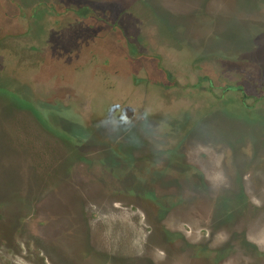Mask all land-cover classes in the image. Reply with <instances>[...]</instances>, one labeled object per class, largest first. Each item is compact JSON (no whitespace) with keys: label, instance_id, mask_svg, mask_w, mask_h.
I'll return each instance as SVG.
<instances>
[{"label":"rangeland","instance_id":"rangeland-1","mask_svg":"<svg viewBox=\"0 0 264 264\" xmlns=\"http://www.w3.org/2000/svg\"><path fill=\"white\" fill-rule=\"evenodd\" d=\"M263 95L264 0H0V264H264Z\"/></svg>","mask_w":264,"mask_h":264},{"label":"flooded vegetation","instance_id":"flooded-vegetation-1","mask_svg":"<svg viewBox=\"0 0 264 264\" xmlns=\"http://www.w3.org/2000/svg\"><path fill=\"white\" fill-rule=\"evenodd\" d=\"M201 79H203V77L201 78ZM201 81V80H200ZM208 81V83H209V86L211 87V88H213L214 87V84H213V82H212V80L211 79H208L207 80ZM217 88L218 89H220V91H221V95L219 96V98H223L224 97V95L225 94H227V93H230V92H234V93H239V94H241V100H242V103L244 104L245 103V101L249 98V96H248V94H246L245 92H244V89L243 88H241L240 87V85L239 84H237V85H235V84H226L225 86H217ZM262 99L264 100V95L262 96ZM246 108L248 109V110H252V107L251 106H246ZM211 159V161H210V164H209V168H207L208 170L207 171H211V172H214L213 170L215 169V168H217V166H218V163H217V165H216V167L214 166V162H213V164H212V158H210ZM240 159V158H239ZM241 160V159H240ZM122 175V174H121ZM124 176H121L120 178H123ZM126 178H128V176H126ZM126 180H128L129 182L131 181L130 179H126ZM120 181H121V183H123L122 182V180L120 179ZM138 182V181H137ZM142 182L145 184V182H146V180L144 179L143 180V178H142ZM139 183V182H138ZM124 184V183H123ZM129 184V183H128ZM217 184H221V183H217ZM251 184V186H249V182H246L245 181V179L243 178V177H240V176H238L237 177V180H236V182L234 183V182H232L231 184H227V185H225V186H223V185H218L216 188H214L216 191V193H218V194H222V195H224V194H226V197L224 196V197H219L217 200H216V203H215V205H217V207L219 208V209H224V208H226L228 205H230V204H232L233 205V209L235 210L236 208H238V203H236L235 202V199L237 198V199H239L238 198V195H243V196H245V201H244V203L246 202V203H250V201L251 200H253V197H252V195L251 194H255V191H253L252 193H251V190L252 189H254V188H256L255 186H256V184H254V183H250ZM125 185V184H124ZM228 185H231V187L230 186H228ZM129 188V194L130 195H133V196H135V195H137L139 198H141V197H143L145 194H146V192H147V190H145L144 188H142L141 186H139V185H137V186H135V187H128ZM207 189H210L211 187H209V186H207L206 187ZM250 190V191H249ZM250 193V194H249ZM111 195V194H110ZM229 195V196H228ZM148 199V201L150 202L149 204H155V205H157V206H159L160 208L162 207V208H168V209H171V210H173V208H171V207H168V206H166L165 204H161V203H155V202H153L151 199H149V198H147ZM229 201H231V202H229ZM236 203V205H235V203ZM238 204V205H237ZM185 206L183 207V209L184 210H186V209H188V208H190L191 207V204H189V203H185L184 204ZM237 206V207H236ZM236 207V208H235ZM159 208V209H160ZM165 211H166V209H164ZM237 225H238V223H237ZM164 236V235H163ZM246 236H248V237H250V239H252L253 241H256V240H259V239H261L263 236H262V234H259V232L258 231H252V230H249V231H247V233H246ZM165 238V237H164Z\"/></svg>","mask_w":264,"mask_h":264},{"label":"crops","instance_id":"crops-1","mask_svg":"<svg viewBox=\"0 0 264 264\" xmlns=\"http://www.w3.org/2000/svg\"><path fill=\"white\" fill-rule=\"evenodd\" d=\"M253 242H259V243H262V244H263V247H264V237H262V238L259 239V240L253 241ZM261 246H262V245H261Z\"/></svg>","mask_w":264,"mask_h":264}]
</instances>
